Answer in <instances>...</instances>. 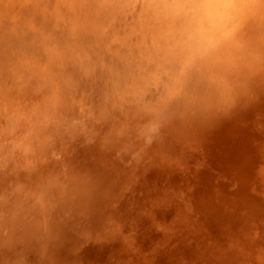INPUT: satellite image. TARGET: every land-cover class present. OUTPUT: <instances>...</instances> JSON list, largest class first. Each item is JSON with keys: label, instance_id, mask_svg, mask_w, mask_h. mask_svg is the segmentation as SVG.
Segmentation results:
<instances>
[{"label": "rangeland", "instance_id": "1", "mask_svg": "<svg viewBox=\"0 0 264 264\" xmlns=\"http://www.w3.org/2000/svg\"><path fill=\"white\" fill-rule=\"evenodd\" d=\"M263 52L223 83L188 80L153 132L146 109L92 118L103 82L81 70L87 100L69 103L62 140L39 151L24 125L39 113L0 124V264H264Z\"/></svg>", "mask_w": 264, "mask_h": 264}, {"label": "bare ground", "instance_id": "2", "mask_svg": "<svg viewBox=\"0 0 264 264\" xmlns=\"http://www.w3.org/2000/svg\"><path fill=\"white\" fill-rule=\"evenodd\" d=\"M257 14L264 15V0H0V124L39 113L24 125L46 149L67 127L69 103L87 100L90 75L102 80L104 94L88 108L92 118L125 126L146 109L154 115L144 129L153 132L188 80L198 89L207 79L223 83L236 60L264 49V24L257 29L251 20ZM152 92L157 98L146 99ZM28 94L37 95L31 109L23 105ZM51 116L61 122L51 124Z\"/></svg>", "mask_w": 264, "mask_h": 264}, {"label": "clouds", "instance_id": "3", "mask_svg": "<svg viewBox=\"0 0 264 264\" xmlns=\"http://www.w3.org/2000/svg\"><path fill=\"white\" fill-rule=\"evenodd\" d=\"M204 4L206 5H211L213 3V0H203ZM211 11L212 9L209 7V8H206L205 9V14L206 15H210L211 14Z\"/></svg>", "mask_w": 264, "mask_h": 264}]
</instances>
